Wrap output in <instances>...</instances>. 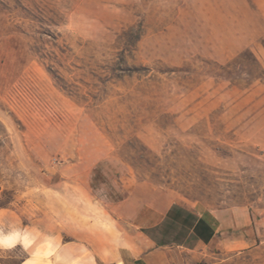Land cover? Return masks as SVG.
<instances>
[{
  "label": "rangeland",
  "instance_id": "obj_1",
  "mask_svg": "<svg viewBox=\"0 0 264 264\" xmlns=\"http://www.w3.org/2000/svg\"><path fill=\"white\" fill-rule=\"evenodd\" d=\"M131 193L232 223L182 264H264V0H0V228Z\"/></svg>",
  "mask_w": 264,
  "mask_h": 264
},
{
  "label": "crops",
  "instance_id": "obj_2",
  "mask_svg": "<svg viewBox=\"0 0 264 264\" xmlns=\"http://www.w3.org/2000/svg\"><path fill=\"white\" fill-rule=\"evenodd\" d=\"M91 205L79 207L78 214L66 218L61 231L47 239L16 244L26 253L15 264H182L177 254L180 248H190L184 244L188 237L206 244L232 226L167 199L166 193L162 201L131 193L110 209ZM8 216L4 214L6 222ZM175 230L178 235L168 236ZM8 257L0 249V264Z\"/></svg>",
  "mask_w": 264,
  "mask_h": 264
},
{
  "label": "clouds",
  "instance_id": "obj_3",
  "mask_svg": "<svg viewBox=\"0 0 264 264\" xmlns=\"http://www.w3.org/2000/svg\"><path fill=\"white\" fill-rule=\"evenodd\" d=\"M27 235L19 228H0V248H11L18 243H27Z\"/></svg>",
  "mask_w": 264,
  "mask_h": 264
},
{
  "label": "trees",
  "instance_id": "obj_4",
  "mask_svg": "<svg viewBox=\"0 0 264 264\" xmlns=\"http://www.w3.org/2000/svg\"><path fill=\"white\" fill-rule=\"evenodd\" d=\"M118 199H120V198H116V199H114V200H118Z\"/></svg>",
  "mask_w": 264,
  "mask_h": 264
}]
</instances>
